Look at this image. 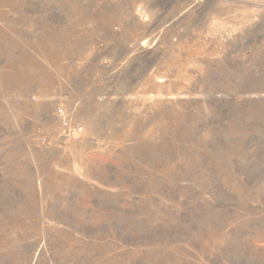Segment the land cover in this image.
Here are the masks:
<instances>
[{
    "label": "rangeland",
    "instance_id": "rangeland-1",
    "mask_svg": "<svg viewBox=\"0 0 264 264\" xmlns=\"http://www.w3.org/2000/svg\"><path fill=\"white\" fill-rule=\"evenodd\" d=\"M0 264H264V0H0Z\"/></svg>",
    "mask_w": 264,
    "mask_h": 264
}]
</instances>
